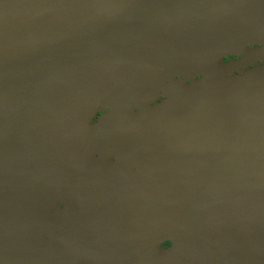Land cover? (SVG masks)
I'll return each mask as SVG.
<instances>
[{"label": "water", "instance_id": "1", "mask_svg": "<svg viewBox=\"0 0 264 264\" xmlns=\"http://www.w3.org/2000/svg\"><path fill=\"white\" fill-rule=\"evenodd\" d=\"M263 62L264 0H0V264H87L67 232L82 209L113 211L118 264H264ZM176 79L183 109L148 111ZM150 115L204 193L205 212L172 215L158 239L127 210L151 197H72L89 129L106 128L89 146H136Z\"/></svg>", "mask_w": 264, "mask_h": 264}, {"label": "flooded vegetation", "instance_id": "2", "mask_svg": "<svg viewBox=\"0 0 264 264\" xmlns=\"http://www.w3.org/2000/svg\"><path fill=\"white\" fill-rule=\"evenodd\" d=\"M174 82H180L177 86H175V89L172 90V92L176 93V95H179L177 92L179 91V87L182 84V81L175 80ZM189 80H186V83H189ZM173 83V82H172ZM171 83H168L165 85L163 90L161 91L158 98H156L155 102L151 103L147 110L148 111H156L159 109H162L163 115L168 116L171 113L174 112V110L177 109V102L180 101L178 99H174L173 101L170 99H167L166 97L162 98V94L166 93L169 89V85ZM174 88V87H173ZM166 100L167 103L165 104L163 101ZM182 100V99H181ZM101 113V112H100ZM100 113H97L96 116L93 118V124H96L100 122L101 118L97 120V117ZM157 115H152L148 120L155 121ZM162 120V119H161ZM116 133H119V130H116ZM121 133V132H120ZM106 136L109 137V134H106ZM136 141L142 143L140 145L131 146V145H121L120 148L123 150L121 152L115 151L109 148H102L103 145H97L85 147V149L82 150V175L83 179L82 183L89 182L91 185L96 184H102V189L100 190V193H93L88 192L84 187H82L81 195L82 197H114L113 193L110 194L106 193V190L104 189V186H113L114 191L116 192L118 183H124L127 181V178H130V168L128 167V162L130 160H133L135 162L148 164L151 161L158 160L160 161L161 165L169 166L176 163L179 159V155H170L171 146L170 145H162V139H158V144L156 147L151 146L152 141L151 139L146 138V136L143 134H140L138 136L133 137ZM133 138L130 136V133L126 135H121L118 137V141H128L133 143ZM103 141V140H101ZM104 142V141H103ZM111 146V145H109ZM117 146V145H116ZM126 148V149H125ZM142 151L141 156L138 155V152ZM102 166H100V165ZM112 183V184H109ZM123 185V184H122ZM112 188V189H113ZM84 189V190H83ZM88 192L87 193H84ZM105 191V192H103ZM113 211L110 212V214H101V215H95L92 214L90 211L82 209V223H86L82 225V232L84 231L86 233H89L91 235V242L93 243V250L94 253H91V251H88L84 249L83 245L75 241L74 239L70 238V231L71 229H76V226H69L67 227V232L69 238L82 246V254H87V264H118L116 259L110 257L112 248L119 242V238L116 235L117 231H122L123 228L120 226H114L111 225L110 222L115 219ZM84 230V231H83ZM56 231L59 235L63 237V233L65 231L63 229H57V227L48 228L46 232L51 233L49 237L57 241L55 237ZM66 235V234H65ZM104 239V243L108 249V254L105 255L104 259L100 258L99 249H100V240ZM110 239V240H109ZM58 243L60 241H57ZM63 244V242H60ZM167 242H162L161 245H163ZM100 245V246H99ZM111 247H108L110 246ZM91 246V245H90ZM98 253L97 259L94 258V254ZM90 255V256H89ZM134 261L133 258H127V259H121L120 262L125 264H132Z\"/></svg>", "mask_w": 264, "mask_h": 264}, {"label": "crops", "instance_id": "3", "mask_svg": "<svg viewBox=\"0 0 264 264\" xmlns=\"http://www.w3.org/2000/svg\"><path fill=\"white\" fill-rule=\"evenodd\" d=\"M187 100L188 99L186 98L178 101L177 108H181L180 110H182L183 108L181 106L185 105L184 103ZM163 102L165 104L167 103L166 100H164ZM169 152L171 154V151ZM182 158L183 157L180 156V159L176 163L169 166H165L164 164L161 165L160 161H158L159 159L151 161L148 164H141L139 162L130 160L128 162V167L131 170V177L127 178V181L124 183H118L116 192L113 195L114 197H151L153 199V202L150 203L128 205L127 210H129L133 216L141 219L145 223L146 233L152 236L154 239H158L161 235L165 234L164 229L166 228V223L169 222L168 218L172 215H174V217L180 218L181 216H183V213L189 214L190 212L192 213L195 211L205 212V210L199 203L198 197H204V193L200 191L199 183L195 180V178L187 181L181 176V169L186 165L184 164ZM122 184L125 185L121 187ZM152 184L154 185L152 186ZM156 184H158L159 186L157 187ZM179 186L181 187V189ZM81 187H84L89 193H100L102 184L91 185L89 182H87L85 184L82 183ZM145 188H148V190L142 194V190H145ZM163 196L167 197V200L162 201V203L156 204L157 197ZM72 197L82 196H77L72 193ZM79 203L80 205H77V207L82 206V203ZM220 210L223 219H226V217H229L231 214V210L219 209V211ZM91 213L97 215V213L95 212ZM79 215L80 220H82V210L79 212ZM187 217H189V215H187ZM81 227L82 226H76V229H71L70 238L80 242L83 245L84 249L91 251V253H94V250L92 249L93 243L91 242L92 237L84 230L83 233ZM103 240L104 239L100 240L101 246L99 245V257L102 259H104L105 255L108 254V249ZM162 242H168V240L165 239ZM73 246H71V248H75ZM176 246L177 248L175 247V249L179 253H189L187 249L181 248L183 245ZM97 256L98 253H95L94 258L97 259Z\"/></svg>", "mask_w": 264, "mask_h": 264}, {"label": "rangeland", "instance_id": "4", "mask_svg": "<svg viewBox=\"0 0 264 264\" xmlns=\"http://www.w3.org/2000/svg\"><path fill=\"white\" fill-rule=\"evenodd\" d=\"M262 66H264V62L261 63V64H258V66L255 65V67H262ZM252 68L253 67L251 66V67H248L246 69L241 70L240 72L242 73V72L246 71L247 69H252ZM178 83H180V82H173V83H171L169 85L168 91L165 94L164 93L162 94V98L163 97H166L167 99H170V101L171 100L173 101L174 99H178V100H181L182 99L183 100L184 98H186V95H192L193 92H189L187 94H179V95H176V93L172 92V90L175 89V86H177ZM148 88H149L148 86H144L143 87V91H142V94H140V97L143 96L146 93V91L148 90ZM150 116H152V115H150ZM133 118H136V119L137 118H140V115L134 116ZM161 119H163L162 115L158 116L155 121H150L148 119L145 120V123L143 121H139L138 122L139 125L137 127L136 134H139L140 133V134L143 135V131H146V127H150L149 133H150V136L153 137L151 146L156 147L157 144H158V133H159L160 125L163 126ZM96 127L97 128L91 127L89 129V134L90 135H88L86 133V135L83 137L82 143H80V146H79V149L80 150L85 149V147H90L89 145L90 144H93V141L94 140L97 142V134H99V132L106 133V131H105L106 128L105 127H100V126H96ZM120 132L121 131H119L118 135H120ZM110 138L115 140V136H110ZM90 139L92 140L91 143L89 142ZM95 147H97V146H95ZM102 148H109V149H112V150L115 149V151H119V152H121L123 150L118 145L116 146L115 144H112L111 146H109L105 142H104ZM141 153H142V151H139L138 152V155L141 156ZM82 157H83V155H82Z\"/></svg>", "mask_w": 264, "mask_h": 264}, {"label": "clouds", "instance_id": "5", "mask_svg": "<svg viewBox=\"0 0 264 264\" xmlns=\"http://www.w3.org/2000/svg\"><path fill=\"white\" fill-rule=\"evenodd\" d=\"M103 115H104V113L101 112V113L99 114V116L97 117V120H99V118L102 117ZM163 247L166 248V249H168V248H171V247H172V244H171V242H167V243H165V244L163 245Z\"/></svg>", "mask_w": 264, "mask_h": 264}]
</instances>
